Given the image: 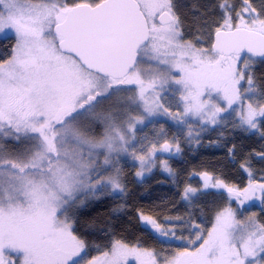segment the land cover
<instances>
[{"label": "snow or ice", "instance_id": "obj_1", "mask_svg": "<svg viewBox=\"0 0 264 264\" xmlns=\"http://www.w3.org/2000/svg\"><path fill=\"white\" fill-rule=\"evenodd\" d=\"M0 39V264H264V145L237 160L225 137L264 141V0H0ZM209 131L246 186L193 173L185 215L137 209L158 247L80 231L127 197L125 168L142 181L159 161L179 187L169 161Z\"/></svg>", "mask_w": 264, "mask_h": 264}, {"label": "trees", "instance_id": "obj_2", "mask_svg": "<svg viewBox=\"0 0 264 264\" xmlns=\"http://www.w3.org/2000/svg\"><path fill=\"white\" fill-rule=\"evenodd\" d=\"M188 2L192 3L193 0H188ZM13 43L14 40L0 39V54L10 48ZM155 130H158V125ZM153 131L152 126L145 129V133L148 134L153 133ZM143 134L141 133L140 135ZM242 135L236 133L234 137L229 130H225V137L229 141L235 139L238 151L237 160H239L242 154L240 152L241 147L247 151H252L254 149L259 150L264 145V141H260L258 136H253L251 139H241L240 137ZM219 138V131H209L202 134L200 144L189 145L184 143L182 145L184 152L181 156L169 161L171 167L178 173L179 187H177V183L173 182L172 177L162 175L158 167L145 176L142 181H138L135 178V168H125L124 178L128 190L127 197L124 200L108 199L104 204L97 205L94 209H89L88 214L81 218L80 231L87 232L88 235L86 238L92 240L99 234L100 229L109 224H116L129 240L135 242L139 238L148 247H158L149 238V232L141 231L139 221L133 219L136 216L137 209H143L146 213L157 216L161 220L168 214L185 215L187 209L180 199L179 192L183 190L186 182H191L193 185L200 184L198 178L192 175L193 173L208 171L215 175H223L229 183H235L240 187L246 186L247 174L239 171L238 162L235 164L230 162L227 156V147L210 143ZM228 146L231 145L229 144ZM262 167L264 165L259 162L253 164V169L257 173H259ZM241 175L245 178L241 179ZM223 196L224 199L218 201V203L225 204L228 202L226 192H223ZM120 203H126V208L123 213H120L122 219L120 221H114L112 219V209ZM231 203L234 208L240 209L242 213L241 219H246L250 212H256L259 215V204L254 203L256 206L253 208H249V204L241 208L239 204L235 205L233 200ZM244 209H248V212H245ZM211 214V206H209V211L201 219L207 224L211 219ZM92 221L95 222L93 227H88L89 222ZM207 226H210V224Z\"/></svg>", "mask_w": 264, "mask_h": 264}, {"label": "rangeland", "instance_id": "obj_3", "mask_svg": "<svg viewBox=\"0 0 264 264\" xmlns=\"http://www.w3.org/2000/svg\"><path fill=\"white\" fill-rule=\"evenodd\" d=\"M157 155H158V156H161L162 154L157 153ZM164 155H166V154H164ZM157 167L159 168V170H160V172L162 173V175H164V176H166V177H169L167 173L161 171V168H160L159 162L157 163ZM154 169H155V168H154ZM148 174H149V173H145V176H147ZM145 176H144V177H145ZM195 177L198 178V180H199L200 183H202V181H201L199 175H195ZM135 178H136V176H135ZM136 179H137V178H136ZM137 180H138V179H137ZM138 181H140V180H138ZM220 191L223 192V190H220ZM233 202L235 203V205H237V203L235 202L234 199H233ZM251 203L259 204V201H253V202H251ZM247 205H248V204H245L243 207H246ZM239 206H240V205H239Z\"/></svg>", "mask_w": 264, "mask_h": 264}]
</instances>
